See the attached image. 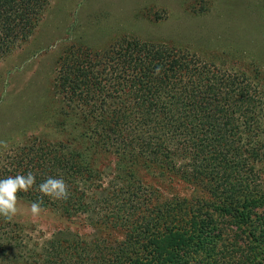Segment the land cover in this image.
<instances>
[{"label":"trees","instance_id":"1","mask_svg":"<svg viewBox=\"0 0 264 264\" xmlns=\"http://www.w3.org/2000/svg\"><path fill=\"white\" fill-rule=\"evenodd\" d=\"M51 1L0 0V58L33 38ZM226 65L133 36L67 49L54 83L67 107L51 119L79 144L0 143V179L63 177L70 197L44 196L42 207L83 216L100 234L61 231L31 251L0 217V264H264V79ZM102 149L117 158L110 174ZM153 167L204 193L162 195L137 173Z\"/></svg>","mask_w":264,"mask_h":264},{"label":"rangeland","instance_id":"2","mask_svg":"<svg viewBox=\"0 0 264 264\" xmlns=\"http://www.w3.org/2000/svg\"><path fill=\"white\" fill-rule=\"evenodd\" d=\"M120 36L182 45L209 62L259 72L264 79V0H52L33 38L0 58V143L8 147L43 137L79 144L61 132L58 114L51 119L67 107L54 87L60 58L72 45L100 49ZM74 124L80 126L78 120L69 121L66 129ZM98 158L101 170L110 174L116 156L102 149ZM137 171L145 184L166 197L204 193L154 167ZM30 204L20 199L21 214L11 221L21 228L31 251L61 231L83 238L100 234L83 216L42 207L33 217ZM113 235L121 239L120 233Z\"/></svg>","mask_w":264,"mask_h":264},{"label":"clouds","instance_id":"3","mask_svg":"<svg viewBox=\"0 0 264 264\" xmlns=\"http://www.w3.org/2000/svg\"><path fill=\"white\" fill-rule=\"evenodd\" d=\"M34 187L41 196L30 204L29 212L33 217H38L42 213L44 196L54 200L66 201L71 194L63 177H48L37 185L36 174L31 171L27 174L8 176L0 179V217L12 220L21 214L22 206L20 205L19 193H28Z\"/></svg>","mask_w":264,"mask_h":264}]
</instances>
